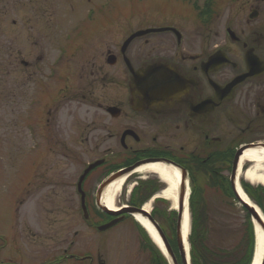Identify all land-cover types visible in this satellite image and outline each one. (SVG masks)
I'll use <instances>...</instances> for the list:
<instances>
[{
  "label": "flooded vegetation",
  "instance_id": "af4514ba",
  "mask_svg": "<svg viewBox=\"0 0 264 264\" xmlns=\"http://www.w3.org/2000/svg\"><path fill=\"white\" fill-rule=\"evenodd\" d=\"M121 2L123 9L104 0L89 11L90 23L100 29L96 35L68 37L66 45L59 38L43 52V81H35V95L26 101L28 113L34 106L42 110L25 127L42 141L30 158L44 169L27 174L25 185L33 189L32 203L78 204L84 224L103 242L122 224L138 241L113 251L106 244L73 250L74 239L55 261L44 264H184L173 210L159 197L165 188L159 178L151 174L158 179L153 182L132 171L118 203L125 200L124 207L143 211L152 203L146 213L175 262L160 235L154 230L162 249L134 215H110L99 208L102 182L120 170L152 163L185 171L190 189L219 187L223 178L230 187L236 153L264 145V0ZM79 120L83 124L77 126ZM92 155L99 156L86 163L72 194L62 199L64 164ZM96 163L79 187L84 171ZM112 221L117 223L100 230ZM13 255L10 264L17 262Z\"/></svg>",
  "mask_w": 264,
  "mask_h": 264
},
{
  "label": "rangeland",
  "instance_id": "374dc122",
  "mask_svg": "<svg viewBox=\"0 0 264 264\" xmlns=\"http://www.w3.org/2000/svg\"><path fill=\"white\" fill-rule=\"evenodd\" d=\"M102 1L104 0H91V3L87 0H0V264H10L8 256L13 253L17 262L12 258V264L53 262L58 258L59 252L74 239L73 250H86L93 245L106 244L113 251L122 245L137 244V237L131 234L128 224H122L108 232L103 237L106 240L103 242L98 232L91 231L84 224L78 204L32 203L35 199L31 200L29 195L33 189L25 185L27 174L40 166L44 169L42 162L39 164L37 159L30 158V155L37 156L38 152L35 150L42 148V141L28 135L25 127L28 119L39 118V111L42 110L39 106H32L35 110L28 113L26 108L28 96L35 95L32 92L33 86L38 80L43 81L39 72L41 56L50 45L57 44L59 38L66 45L68 37L96 35L100 29L94 28L95 25L90 23L93 16L89 11H93V7ZM111 1L117 2L119 9L124 8L121 0ZM80 124H83L81 120L77 126ZM98 156L79 157L74 164H64L59 190L62 199L72 194V187L86 163ZM244 170L246 169L242 171ZM136 176H150L153 182L158 181L149 173ZM136 182L137 179L128 184L126 193L132 186L135 188ZM239 184L249 185L253 189L264 188L247 182L242 176ZM163 186L165 187L164 184ZM190 193L189 188V197ZM203 197L211 242L222 248L238 245L245 223L242 206L236 200L231 204L232 202L207 186ZM249 200L264 218L261 208L252 198ZM126 205L124 200L118 203V208ZM148 207L152 208V203ZM167 207L171 209L172 204ZM75 232L78 233L76 237L73 236ZM13 235L15 239L18 238L16 243L12 239ZM63 240L67 242L62 243ZM255 244L254 236V247Z\"/></svg>",
  "mask_w": 264,
  "mask_h": 264
},
{
  "label": "bare ground",
  "instance_id": "6f19581e",
  "mask_svg": "<svg viewBox=\"0 0 264 264\" xmlns=\"http://www.w3.org/2000/svg\"><path fill=\"white\" fill-rule=\"evenodd\" d=\"M248 165L244 170L243 167ZM154 174L159 180L165 185V188L162 192L159 193V197L163 200L172 204L173 210L178 208V191L180 183V172L175 168L165 165V164H146L141 166L133 172V174ZM242 176L244 180L250 182L251 184H259L264 186V149L260 146H255L247 148L243 151L238 164L237 179ZM127 176H122L111 183H109L102 190L100 203L103 206H106L109 210L115 211L118 210V200L123 189ZM184 186V197L182 198L181 207L183 211L182 222H181V234L182 241L184 245V253L186 254V259L189 258V247L187 244V238L190 234V215L188 209V197H189V187ZM236 192L238 196L248 205L254 207V209L260 214L261 223H264V218L261 216L260 211L254 204L248 199L244 194L243 190L240 188V185L236 183ZM145 211H149L148 205L144 207ZM134 219L140 226H142L150 238L162 249V244L159 238L156 236V233L152 226L149 223L140 217L139 215H134ZM255 238L256 244L254 249V256L251 264H260L262 255L264 252V232L260 224L254 222ZM189 264V262H188Z\"/></svg>",
  "mask_w": 264,
  "mask_h": 264
},
{
  "label": "trees",
  "instance_id": "16d2710c",
  "mask_svg": "<svg viewBox=\"0 0 264 264\" xmlns=\"http://www.w3.org/2000/svg\"><path fill=\"white\" fill-rule=\"evenodd\" d=\"M205 188L193 187L189 197L191 215L188 237L190 264H251L254 252V231L249 214L242 208L245 215L244 232L241 237V240H243H239L238 245H230L228 248L218 247L211 242V234H209V222L203 197ZM212 189L229 200L230 203L232 202L231 204L236 202L226 178H223L219 187ZM242 189L264 213V188L253 189L249 185H243ZM135 194L136 191L133 192L132 196L134 197ZM176 217V213L173 212V228L175 227Z\"/></svg>",
  "mask_w": 264,
  "mask_h": 264
},
{
  "label": "water",
  "instance_id": "95a60500",
  "mask_svg": "<svg viewBox=\"0 0 264 264\" xmlns=\"http://www.w3.org/2000/svg\"><path fill=\"white\" fill-rule=\"evenodd\" d=\"M252 147V146H251ZM264 148V145L262 146ZM246 149V148H245ZM245 149H240L235 157H234V161H233V166H232V172H231V176H230V186L231 189L234 193V196L236 198V200L238 201V203L240 204V206H242L250 215L252 224L254 225V222L260 224L263 232H264V223H261V217L260 214H258V212L254 209V207L246 204L237 194L236 192V183H237V171H238V164H239V159L243 153V151ZM99 163L90 165L83 173V175L80 177L79 179V183L78 186L80 187L81 182L83 181L84 177L86 176V174L93 169L96 165H98ZM138 166L140 165H135L133 167L121 170L115 174L110 175L107 179H105L100 188H99V192H101L104 187H106L109 183H111L112 181H114L115 179L122 177V176H128L132 171H134L136 168H138ZM173 168H175L176 170H178L180 172L181 178H180V183H179V191H178V208L176 209V213H177V218H176V242H177V247H178V251H179V256L180 259L184 262V264H188V259H186V254L184 253V245H183V241H182V234H181V222H182V215H183V211H182V207H181V202H182V198L184 197V181L186 178V173L185 171L181 170L180 168L176 167V166H172ZM98 206L99 208L105 212L106 214H110V215H117V214H122V213H127V214H137L140 215L144 218L147 219V221L149 222V225L153 227V229L156 231V233L158 235H160L159 237L162 240L163 243V248L166 251V253H168V255L170 256L172 261H176L168 244L166 243L159 227L157 226V224L149 217V215L146 213V211H143L142 209H138V208H124L120 211L114 212L112 210H109L106 206H103L102 204H99L98 202ZM83 210L84 206L82 205ZM117 223V221H112L109 224L105 225L104 227L100 228V230H106L110 227H112L113 225H115ZM187 244H188V238H187ZM189 247V244H188ZM260 264H264V252L262 255V259Z\"/></svg>",
  "mask_w": 264,
  "mask_h": 264
}]
</instances>
